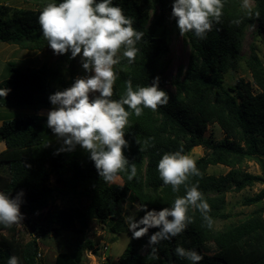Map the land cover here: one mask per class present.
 Wrapping results in <instances>:
<instances>
[{"label":"trees","instance_id":"1","mask_svg":"<svg viewBox=\"0 0 264 264\" xmlns=\"http://www.w3.org/2000/svg\"><path fill=\"white\" fill-rule=\"evenodd\" d=\"M113 3L133 18L134 27L142 31L144 37L137 45L140 52L136 61L129 64L122 58L115 66L118 75L112 99L125 94L128 79L131 78L136 90L137 85H150L157 75L160 87L170 96L169 103L157 111L146 108L140 117L134 113L130 116L129 127L125 129L130 148L125 150V155L130 164H136L137 177L129 181L122 172L118 174L121 185L106 183L99 178L89 154L83 149L77 147L71 153L55 154L60 146L51 140L47 119L36 113L51 108L50 94L71 86L76 78L73 71L66 80L48 65L24 71L13 68V76L0 82V89H11L6 98H0V107L35 114L2 121L0 140L5 149L0 152V191L14 198L23 190L21 211L27 218L32 237L24 242L5 235L9 227L0 225V264H8L13 255L19 258V264H42L40 241L50 235L59 238L63 232L71 231H79L83 236L89 232L95 235L96 225L100 223L109 226L112 234H119L125 226L122 216L125 201L139 207L136 219L143 216L144 206L171 207L177 196L185 195V188L181 186L180 191L174 193L170 185L163 184L157 165L167 152L182 148L189 154L196 147L205 148L206 155L196 160L202 175L190 177L188 183L189 186L198 183L211 209L216 211L224 207V200L209 199V192L231 186L240 192L264 182L261 176L239 168L250 159L264 163L263 61L252 51L247 61L252 81L241 79L234 87L224 83L228 71L226 54L231 49L237 50L247 24L257 21L258 32L264 33V0H255L254 12H244L240 0H223L221 22L214 25L206 38L199 39L194 33L184 35L190 55L183 78L172 82L175 91L166 88L163 77L168 64L167 44L176 27L175 20L170 19L172 0H113ZM40 11L17 10L0 4V43L44 49L47 40L42 37L37 23ZM150 11L156 12L152 18ZM237 20L239 24L235 23ZM67 56L70 57V53ZM68 60L72 69L75 59ZM211 124L219 125L225 139L215 141L204 136ZM24 163L31 167L26 168ZM216 165L230 170L218 177L209 175L208 168ZM3 166L8 168L7 175L1 173ZM68 172L70 178L66 177ZM52 177L58 185L55 188L50 183ZM55 194L65 202L55 205L58 198ZM244 203L256 206V214L217 231L207 227L199 210L190 209L193 222L181 235L156 245L155 254L147 246V236L133 240L130 234L117 264H191L175 254L177 246L195 249L204 257L200 264H264V188L246 198ZM153 231L156 229L150 230L149 235ZM209 245L216 249L214 253L203 250ZM93 248L91 241L83 240L72 251L58 253L54 264H83L85 250ZM144 249L147 251L143 254ZM106 263L111 264L109 257Z\"/></svg>","mask_w":264,"mask_h":264},{"label":"clouds","instance_id":"2","mask_svg":"<svg viewBox=\"0 0 264 264\" xmlns=\"http://www.w3.org/2000/svg\"><path fill=\"white\" fill-rule=\"evenodd\" d=\"M243 6L249 7V0H244ZM223 8V0H172L170 19L175 20L181 36L194 33L197 38L204 39L214 25L220 24ZM37 23L53 54L70 53V59L79 57L85 72L77 76L71 86L48 97L56 106L47 112L46 122L60 142L55 154L71 153L79 146L89 154L97 175L104 182H116L122 172L127 174L129 181L133 180L137 177V167L135 163L130 164L125 155V150L130 148L125 138L130 116L134 113L140 117L146 108L155 112L170 100L169 94L160 87L158 75L152 78L150 85H137L136 90L131 78L128 79L125 94L112 99L118 75L115 66L122 58L129 64L136 61L140 52L137 45L144 33L134 27L133 18L126 16L113 0L49 2L40 11ZM10 92V88L0 89V98H6ZM24 164L26 168L31 167ZM157 168L164 185H170L174 193L184 186L185 195L177 196L171 207L144 206V214L139 219L128 217L131 239L147 236V246L153 254L161 241L171 240L186 231L193 222L190 209L199 210L209 229L214 223L209 215L211 206L199 190V184L189 186L190 177L202 175L191 155L185 154L182 148L167 152ZM23 196V190L14 198L0 191V225L8 228L23 224L26 218L21 211ZM152 229L156 231L149 235ZM175 254L191 264H200L204 259L195 249L182 246L175 248ZM8 264H19V258L10 256Z\"/></svg>","mask_w":264,"mask_h":264},{"label":"rangeland","instance_id":"3","mask_svg":"<svg viewBox=\"0 0 264 264\" xmlns=\"http://www.w3.org/2000/svg\"><path fill=\"white\" fill-rule=\"evenodd\" d=\"M49 2L52 1L0 0V4L8 5L13 9L34 11L42 10V8ZM240 3L242 6L241 9L244 12L256 11L255 0H249V7L247 8L243 6L244 0H240ZM154 13L156 12L150 11L151 18ZM257 25V21L248 23L239 39L237 50L234 51V49H231L227 52L226 65L228 66V71L224 75L225 86L234 87L241 79L246 82L252 81L250 71L247 68V61L249 60L252 51L257 53L264 63V33L258 32ZM168 26H171V22L168 23ZM167 45L168 54L166 60L168 64L163 77L165 79L166 88L169 91H175L172 86V82L176 78H183L188 67L190 47L185 36H181L176 27L173 32H171V38ZM67 55H54L48 46V43L42 50H31L18 45L0 43V81L11 78L13 75L11 69L13 68L24 71L31 68H40L42 65L53 67L58 71L59 76L66 80L70 79L71 71L75 73L76 77L85 75V72L81 67L79 57L74 60V66L71 69V63L69 62V57ZM50 109L39 111L36 114L47 119V112ZM32 114H35V112L0 107V121ZM204 136L215 141L225 139V133L218 124L209 125ZM51 140L55 145L60 146V142L57 141L53 134H51ZM1 144L2 141H0V146ZM2 147L0 149H2ZM77 147L80 148L79 146ZM206 153L207 151L205 148L199 146L194 148L189 155L197 160L206 155ZM239 168L244 172L261 176L264 179V163H261L259 160H246ZM229 170V167L216 165L210 166L207 173L218 177L226 175ZM1 173L3 175H7L9 173L7 166H3L1 168ZM70 176L71 173L68 172L66 177L70 178ZM50 183L54 188L58 186L56 184L55 177L51 178ZM114 183L121 185L122 181L118 178ZM263 188L264 182H257L240 192H237L234 186H231L228 189L225 188L223 190L209 192V199L222 198L224 200V207H222L220 211L211 209V212L209 213L214 221L213 229L216 231L223 230L230 224L241 223L254 216L258 211L256 206L245 205L244 201L246 198L257 195ZM56 196L58 198L56 197L57 199L55 205H60L65 202V199H62L60 195ZM86 203L87 201L84 203V206H86ZM138 209L139 207L136 204L129 201H125V203H123L122 216L125 221V226L121 228L119 234H112L109 231V226L100 223L96 225L95 235L89 232L83 236L79 231L63 232L59 238H54L50 235L47 239L40 241V260L42 264H54L55 257L58 253L72 251L83 240L91 241L94 244L93 250H85L83 255V264H107V252H109L108 257L110 258V263L117 264L120 255L125 250L130 239L131 232L128 229L127 219L128 217L137 218ZM262 216L264 218V211L262 212ZM26 219L27 218L24 219L23 224L9 227V230L5 231L3 234L17 237L24 242L28 241L32 235ZM78 228H81V226L78 225ZM203 250L207 253H214L216 251L213 245H209L207 249L204 248ZM146 251L147 249H144L142 253L144 254Z\"/></svg>","mask_w":264,"mask_h":264},{"label":"crops","instance_id":"4","mask_svg":"<svg viewBox=\"0 0 264 264\" xmlns=\"http://www.w3.org/2000/svg\"><path fill=\"white\" fill-rule=\"evenodd\" d=\"M12 70V72H13V69H11ZM14 73V72H13ZM13 76V75H12ZM1 82V81H0ZM2 125V121H0V126ZM1 141V140H0ZM2 145H3V147H2ZM2 147V149H0V152L1 151H3V149H5V144H4V142L2 141V144H1V146H0V148Z\"/></svg>","mask_w":264,"mask_h":264},{"label":"water","instance_id":"5","mask_svg":"<svg viewBox=\"0 0 264 264\" xmlns=\"http://www.w3.org/2000/svg\"><path fill=\"white\" fill-rule=\"evenodd\" d=\"M53 107H56V106H54V105H51V108H53ZM108 255H109V252H107V255H106V256L108 257Z\"/></svg>","mask_w":264,"mask_h":264}]
</instances>
